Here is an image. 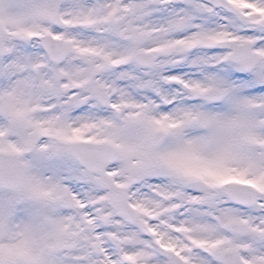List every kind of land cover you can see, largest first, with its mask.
Wrapping results in <instances>:
<instances>
[{
    "label": "snow or ice",
    "instance_id": "obj_1",
    "mask_svg": "<svg viewBox=\"0 0 264 264\" xmlns=\"http://www.w3.org/2000/svg\"><path fill=\"white\" fill-rule=\"evenodd\" d=\"M0 264H264V0H0Z\"/></svg>",
    "mask_w": 264,
    "mask_h": 264
}]
</instances>
